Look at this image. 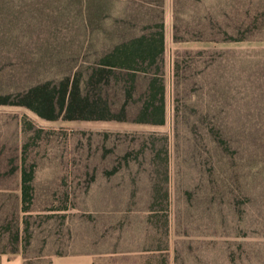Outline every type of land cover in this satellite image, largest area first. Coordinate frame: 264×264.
Instances as JSON below:
<instances>
[{"label": "rangeland", "instance_id": "rangeland-1", "mask_svg": "<svg viewBox=\"0 0 264 264\" xmlns=\"http://www.w3.org/2000/svg\"><path fill=\"white\" fill-rule=\"evenodd\" d=\"M171 25L167 0L162 126L134 122L138 96L122 121L46 120L0 97V252L47 261L87 250L142 254L149 264H264V173L249 179L237 170L232 186L212 191L217 176L194 159L193 134L177 137L173 118L176 107L186 115L197 111L192 104L206 110L213 96H231L235 110L264 111V29L254 43L208 44L175 42ZM256 64L250 80L245 71Z\"/></svg>", "mask_w": 264, "mask_h": 264}, {"label": "trees", "instance_id": "trees-1", "mask_svg": "<svg viewBox=\"0 0 264 264\" xmlns=\"http://www.w3.org/2000/svg\"><path fill=\"white\" fill-rule=\"evenodd\" d=\"M169 2L175 42L247 44L263 36L261 1ZM166 3L0 0L1 104L26 108L46 120L62 115L66 120L122 121L132 108L128 100L138 96L134 122L164 125ZM255 66L245 71L250 80L257 76ZM214 72L218 77L216 67ZM240 83L250 89L251 82ZM224 87L223 92H232ZM214 92L218 94L217 89ZM119 101V114L111 117ZM237 104L231 96H213L206 110L192 104L197 108L193 115L179 107L173 110L177 137L184 130L194 135V159L206 162L208 173L217 176L218 182L212 184L217 193L220 187L232 186L230 175L237 170L249 179L264 173V111L235 110ZM247 186L241 185L240 192ZM28 190L25 186L24 199Z\"/></svg>", "mask_w": 264, "mask_h": 264}, {"label": "crops", "instance_id": "crops-1", "mask_svg": "<svg viewBox=\"0 0 264 264\" xmlns=\"http://www.w3.org/2000/svg\"><path fill=\"white\" fill-rule=\"evenodd\" d=\"M144 255L133 253H99L79 250L70 254L29 259L22 252H0V264H149ZM45 261V262H44Z\"/></svg>", "mask_w": 264, "mask_h": 264}]
</instances>
